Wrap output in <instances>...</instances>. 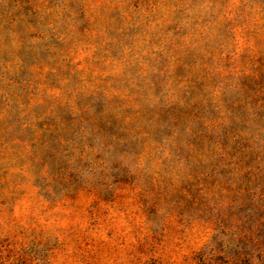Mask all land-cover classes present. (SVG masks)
<instances>
[{
    "label": "rangeland",
    "instance_id": "1",
    "mask_svg": "<svg viewBox=\"0 0 264 264\" xmlns=\"http://www.w3.org/2000/svg\"><path fill=\"white\" fill-rule=\"evenodd\" d=\"M0 264H264V0H0Z\"/></svg>",
    "mask_w": 264,
    "mask_h": 264
}]
</instances>
